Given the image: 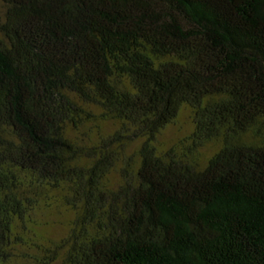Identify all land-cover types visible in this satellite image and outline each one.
Instances as JSON below:
<instances>
[{"label": "trees", "instance_id": "trees-1", "mask_svg": "<svg viewBox=\"0 0 264 264\" xmlns=\"http://www.w3.org/2000/svg\"><path fill=\"white\" fill-rule=\"evenodd\" d=\"M0 2V264H264V0Z\"/></svg>", "mask_w": 264, "mask_h": 264}, {"label": "rangeland", "instance_id": "rangeland-1", "mask_svg": "<svg viewBox=\"0 0 264 264\" xmlns=\"http://www.w3.org/2000/svg\"><path fill=\"white\" fill-rule=\"evenodd\" d=\"M4 8L0 2V21L3 19ZM112 128L106 129L110 131ZM193 132L192 114L188 108H183L176 120L168 126L158 137L157 146L162 150H168L177 145L183 144L181 149L188 147L186 142ZM217 150L216 145L209 144L199 150L200 162L204 164ZM197 156V157H198ZM118 180L117 174H112L111 181ZM72 212L63 206L61 202L50 204L44 212H39L34 217V222L38 225L40 234L48 241H58L64 238L69 230ZM54 264H60L56 262Z\"/></svg>", "mask_w": 264, "mask_h": 264}]
</instances>
